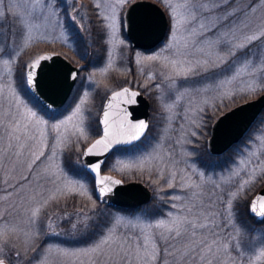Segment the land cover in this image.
<instances>
[{
  "label": "rangeland",
  "instance_id": "rangeland-1",
  "mask_svg": "<svg viewBox=\"0 0 264 264\" xmlns=\"http://www.w3.org/2000/svg\"><path fill=\"white\" fill-rule=\"evenodd\" d=\"M155 1L165 8L169 17L170 9L160 0ZM170 3L176 8L178 18L187 19V23L177 33L176 47L164 51L162 56L191 62L178 63L175 70L170 65L165 67L163 59H143L161 54L162 46L169 40V29L156 48H132L121 24L126 6L121 8L118 0H0V259L9 264H41L47 252L46 264H264V257L257 259L264 251V222L247 226L241 219L246 200L251 196L249 209L252 197L264 184V179H258L264 176V115H260L258 122L230 153L226 154L228 149L216 155L212 161L215 166L201 163L209 154L215 155L207 146L214 122L209 121L213 109L203 102L204 99L211 100L219 116L264 91L261 87L264 85V38L235 50L236 56H229L228 64L221 68L205 72L195 63L205 58L196 49L206 47L208 41L220 39L218 51L225 55L228 49L223 40L233 39L231 33L243 37L264 31V0H170ZM64 8L66 13H63ZM53 11L55 17L51 15ZM89 11L96 12L103 25L104 59L99 64L90 63L79 73L62 109L41 111L21 91L24 84L19 77L24 64L46 50L59 51L73 62L82 63L81 51L69 31L68 20L82 31L85 40L90 41L85 34L89 27ZM69 13L76 17L75 22L69 18ZM113 21L114 32L106 27ZM62 32L68 34L75 50L60 39ZM226 33L229 35L224 37L222 34ZM186 38L187 48L184 47ZM243 42L236 39V43ZM109 52L112 67L102 75ZM245 57L261 71L252 76L241 73L226 89L236 91L231 99L216 100L212 99L218 95L214 91H196L231 76L235 69L229 70V66L241 67ZM137 58L143 62L135 63ZM4 60L9 61L7 66ZM188 68L193 74H181V69ZM150 74L154 79H148ZM89 77L97 84L93 85ZM172 80H175L174 87H170ZM126 81L142 89L153 101L149 131L129 149L116 151L103 170L125 180L144 181L152 188L154 201L135 211L111 207L107 224L101 222L96 228L95 208L99 201L93 187L85 173L73 174L66 168L64 155L67 150L74 149L81 158L84 147L96 137L93 125L96 117L99 121L101 101L104 103L109 89ZM250 81L253 91L246 90ZM241 88L245 91H238ZM83 92L89 94L81 105L84 124H79L74 117L66 129L61 128L59 138L45 127L42 129L43 143H40L35 120L43 119L48 125L59 123L71 115ZM165 105H172L171 111ZM29 109L35 111L37 117L25 118ZM17 125L20 130L15 135L20 137L19 142L10 138ZM77 126L84 128L87 139L75 131ZM191 132L197 135L192 136ZM41 151L44 155L33 163V153ZM150 153L161 159L146 163L143 169L133 166L120 170L123 165H135L138 159ZM78 163L81 164L80 159ZM253 170L256 175L250 176ZM53 171L59 176L55 184V177L48 174ZM172 172H175V179L170 180L172 187H169L166 181ZM233 172H239V176ZM245 180L254 183L245 185L241 191L239 186ZM67 181L73 182L67 188L85 185L86 194L68 192L65 188L53 195L56 187H63ZM193 183L199 187L184 186ZM232 193L237 196H231ZM44 199L47 204L41 203ZM34 210L37 214L33 218ZM118 217L122 223L116 227L109 244L103 245L102 251L88 252L104 238ZM173 217L195 220L206 227L193 229L185 225L187 231H182L180 236L175 235L174 228L169 231L154 227L160 221L171 227ZM89 219L94 220L90 228ZM208 247L211 252L206 251ZM65 252L68 255L62 254ZM17 253H20L19 258Z\"/></svg>",
  "mask_w": 264,
  "mask_h": 264
},
{
  "label": "snow or ice",
  "instance_id": "snow-or-ice-1",
  "mask_svg": "<svg viewBox=\"0 0 264 264\" xmlns=\"http://www.w3.org/2000/svg\"><path fill=\"white\" fill-rule=\"evenodd\" d=\"M162 4H164L166 7L170 9L169 12V40L165 42V44L161 48V54L157 55H151L144 57L143 59L146 60H157V59H163L165 61V67H168L169 65L172 67V69L177 68V64H183V63H191L190 61L186 60H169L168 57L162 56V53L164 51L171 50L172 48L176 47V41H177V33L179 32L180 28L183 26V24L187 23V19H180L178 18L177 10L174 6L171 5L170 0H160ZM119 6L121 8L127 6L128 9V15L123 16L121 18V24L122 27L124 25V21L130 19V15L132 11H134L137 7L141 5H150V0H118ZM97 9H99V4L96 5ZM53 17H55L56 13L53 11L51 13ZM69 18L75 22L76 17L71 16L69 13ZM79 27V26H78ZM106 27L110 30H113L114 32V21L112 23H109L106 25ZM203 27V26H201ZM194 35V33H193ZM224 37H227L229 34H222ZM233 36V39H227L225 38L223 40L224 45L227 47L228 52L225 55H221L218 51V45L221 43L220 39L208 41L206 47H199L196 50L201 53L205 58L198 59L195 61L196 65L203 68L205 72H207L210 68L216 69L221 68L222 65L228 64V57L229 56H236V51L239 49H244L249 44H251L254 41H257L261 38H264V31H260L259 34H252V35H244L243 37H236L235 33H231ZM47 42V37H43ZM60 39L64 40L65 43H69V46L73 47V50H75L74 44H71L68 40V34L66 32H62ZM236 39H242L243 43H236ZM27 46V45H25ZM184 47H188V39H185ZM2 51V50H0ZM178 55H183V53H178ZM63 59V57H60ZM53 60L52 56H40L36 60L32 62H26L24 64L23 71L20 73V80L23 84L27 86V88L30 91H34L37 87V74L39 68L42 66V62L45 61H51ZM142 59L137 58L135 60V63L140 64L142 63ZM3 64L7 66L9 64L8 60H4ZM112 67V56L109 52L107 57V67H104L101 69V74L103 75L108 71L109 68ZM235 69L233 74L231 76H227L225 79L220 80L216 82L214 85H206L202 89H197V92L201 93H208V92H216L218 93L217 96L213 97L212 99L216 100H223L225 97L228 99H231L232 95L236 94V91H226L229 85H231L234 81L238 79V77L241 75V73H247L249 76L254 75L256 72L261 71L255 64H253L251 61L247 60V57L242 61L241 67H236L235 64H231L229 66V70ZM79 71H82V69H73V71L69 74V80L75 84V82L78 79L77 73ZM181 74L184 76H188L192 73V69H181ZM93 85H96L97 82L92 79L91 77L88 78ZM149 80L154 79V76L151 74L148 76ZM169 79H172L169 77ZM251 81L249 82V87L246 89L247 91H253L254 89L251 87ZM135 86V85H133ZM175 86V80H172V83L170 84V87ZM157 88H159V85H156ZM261 87H264V85H261ZM109 91H111L109 89ZM238 91H245V89L241 88ZM88 92H83L81 97H78V103L74 106V110L72 111L71 115H68L65 119L61 120L59 123H54L51 125H48V122L37 118L35 120V130L40 135V143H43L44 139V132L42 129L45 127H48L52 132L57 134L56 138H59V136L62 135L61 128L67 127V125L73 121V118L76 117L79 120V124H84V114L82 113L81 105H83L86 102V98L88 97ZM139 95L138 92L132 91L129 87H123L121 91H115L111 93L110 97H106L107 103L104 105V109L102 112V117L99 118V124L102 126V135L99 139H96L94 143L91 144V146H86V149L83 153L84 156H103L104 153L108 152L109 150H112L115 145H121V144H132L135 141H138L142 136H144L145 131L148 129L149 125L148 123L141 119L138 122H132L128 118V114L126 113V110L120 109V111L125 112V115L119 118V122L117 120L113 119V108L114 106H118L121 103H127L132 104L135 103V98ZM183 94H181L182 96ZM205 104H207L210 108L213 109V114L209 116V121H215V125L217 126L219 123H221L224 119L227 118L228 115H231L233 113H228L223 116H218L215 114V106L211 103L210 99H204L203 101ZM19 103V101H17ZM166 109L171 111L172 105H165ZM243 107V106H241ZM201 111H203L201 109ZM235 110H233L234 112ZM37 117V113L35 111H32L29 109L27 113L25 114V118L31 120V118ZM199 128L200 125H197ZM20 130V126L17 125V127L13 130V133L11 134V139H15L17 142L20 141V137L15 135V132ZM75 131L79 133L81 137H84V139H87L85 136V130L83 127L77 126L75 128ZM192 136H196V132H191ZM34 138V137H33ZM253 137L250 135L249 139H252ZM21 147L23 145H20ZM55 153L53 152V155ZM44 153L41 151L39 154L33 153V163L35 161L40 160V157L43 156ZM47 159V157H46ZM160 160V156H154L153 154H148L147 156L138 159L135 162V165L128 164L123 165V167L120 169L123 171L125 168H131L133 166H136L139 169H143L144 165L146 163H151L152 160ZM120 161H117V164H120ZM104 164L103 160H96L91 163H85L83 166L86 167L92 174H93V181L95 183V191L98 193V198L108 195L109 193L113 192L114 188L117 186H121L123 181L114 179L110 176L106 175H100L101 172V166ZM115 167V165H114ZM47 171V170H46ZM49 175L55 177L53 180V183L55 184V180L59 179V176L53 171L49 172ZM233 175L239 176V172H233ZM250 176H255V170L253 172L249 173ZM175 179V172H172L170 174V178L166 183H168L169 187H172V184L170 180ZM258 179H264V176L258 177ZM72 181H67L63 187L57 186L55 189V194H59L64 191L65 188H67L68 184H72ZM153 183H156V181H153ZM254 183L253 180H245L240 184V190L242 191L245 187V185H251ZM185 187H192V188H198L199 185L196 184H186ZM250 190V189H249ZM68 192L78 193L79 195H85L86 194V188L85 185L79 184L77 186H74L72 188H67ZM195 195V193H194ZM231 196L235 197L237 196V193H232ZM176 199H179V197H176ZM47 199H44L41 201L42 204H47ZM249 211H251L253 214H256L258 216L264 217V194L258 195L255 197L254 200L250 202L249 205ZM37 212L34 210L32 212V217L34 218L36 216ZM171 215V214H169ZM122 223V220L118 217L116 218L114 224L109 228L108 232L104 234V238L100 240V242L92 249H89L88 252H96V251H102L103 245L109 244V242L113 238V233L115 232V229L118 225ZM185 225H189L191 228L195 229L197 227L204 228L206 227L205 224H197L195 220H188L187 218H181V217H173L171 221V227H169L168 223L165 221H160L158 224H156L154 227L158 228H168L169 231H172L173 228L175 229V235L180 236L183 232H186L187 229L184 227ZM52 224L51 221L48 223V227L51 228ZM136 227H139V225H135ZM73 228L76 227L75 224L72 225ZM149 227H152V225H149ZM226 249V246H225ZM50 251V250H49ZM207 252H211V247H208L206 249ZM88 252H85V255L88 254ZM47 252L45 253V257L43 260H41V264H46L47 262ZM63 255H68V253H62ZM17 258L20 257V253L16 254ZM260 257H264V251H261L260 256L257 257L259 259ZM154 258V257H153ZM201 259H204L203 256L200 257ZM0 264H5L4 259H0ZM31 264V262H30Z\"/></svg>",
  "mask_w": 264,
  "mask_h": 264
},
{
  "label": "water",
  "instance_id": "water-1",
  "mask_svg": "<svg viewBox=\"0 0 264 264\" xmlns=\"http://www.w3.org/2000/svg\"><path fill=\"white\" fill-rule=\"evenodd\" d=\"M127 15L128 9L126 6L123 16ZM123 26L125 35L132 48L152 50L159 46L166 37L169 29V17L167 11L160 3L155 0H150V5H141L132 11L130 19L125 20ZM40 56H52L53 60L42 62V66L39 68L37 74V87L34 91L28 90L45 109L50 112H56L62 109L67 103L77 82L76 81L75 84H73L68 78L69 74L74 68L83 70L85 63H74L64 54L53 50L43 51L32 61ZM60 57H63V59ZM80 72L81 71L77 73V76H79ZM123 87H129L132 91L138 92L139 95L135 98V103H121L118 106H114L113 119L119 122V118L125 115V112L120 111V109H124L128 114V118L132 122H138L143 119L150 127L151 101L141 89L132 86L131 84H124L111 90L106 97H110L112 92L121 91ZM106 103L107 100L105 98L99 118L102 117V112ZM233 110L235 111L233 112ZM263 110L264 91L257 97L240 102L220 114L219 116L233 113L228 115L227 118L217 126H214L215 121L213 122L210 136L207 140L209 151L215 155H220L230 149L234 144L238 143L250 130L254 122L262 114ZM99 126L101 133L86 146H91L96 139L101 137L102 126L100 124ZM149 127L145 131L144 136L138 141H135L132 144L115 145L112 150L104 153L103 156H84L83 153L86 149L85 146L81 155L82 166L85 163H91L96 160H103L105 164L116 148L129 147L141 141L148 133ZM104 164L101 166L100 175H106L114 179L122 180L123 183L121 186L115 187L113 192L100 198H98V193L95 191L96 198L100 203L113 208L139 210L152 201L154 195L153 190L147 183L138 179L125 180L116 174L106 172L103 170ZM83 168L93 177V174L86 167L83 166ZM262 194H264V184L254 194L251 201L254 200L256 196ZM250 213L259 220L264 219V217L253 214L251 211ZM4 261L5 264H9L6 260Z\"/></svg>",
  "mask_w": 264,
  "mask_h": 264
},
{
  "label": "trees",
  "instance_id": "trees-1",
  "mask_svg": "<svg viewBox=\"0 0 264 264\" xmlns=\"http://www.w3.org/2000/svg\"><path fill=\"white\" fill-rule=\"evenodd\" d=\"M90 10H92V9H90ZM63 13H66V8H64ZM87 15L89 17V23H88L89 27L87 28L85 34H87V36L89 37L90 41L85 40L84 37H83L84 34L82 33V31L80 29H78L76 27V25H74L71 21L68 20V22H69V24H68L69 31L71 32L72 37L76 41L77 47H79V49L81 51V57L79 59H80V62L85 63V68L88 67L90 63H94V64L101 63L103 61V59H104L105 54H106V46H105V43L103 41L104 29H103L102 22H101L100 19L97 18L96 12L89 11V14L87 13ZM66 21H67V18H66ZM57 52H59V51H57ZM127 83H128V81H126V83H123V84H127ZM123 84L119 83L116 86L118 87V86H121ZM131 85H133V83ZM137 88H139V87H137ZM20 89H21V87H20ZM22 90L25 92L26 97H28L35 106L39 107V109L41 111H47L40 104V102L29 92V90H28V88H27V86L25 84H24V87H22L21 91ZM101 102L103 104V101H101ZM152 103H153V101L151 102V104ZM262 115H264V113H262ZM261 116H259V118L254 122L252 127L258 122V120L260 119ZM93 128H94V130L96 132V136L98 134H100L101 130H100L99 121H98L97 117L94 120ZM234 145L236 146L237 143L234 144ZM234 145L226 152V154H228V152L230 153L232 151V148L235 147ZM129 148L130 147H119V148H116L114 150V152L110 155L109 158H111V156H113V154L116 151L127 150ZM216 158H217L216 155H210L209 154L208 158L206 160H203V159L201 160V163L203 165H208V167L209 166H215V164H213L212 161L215 160ZM79 159L81 160L79 152L78 153L74 152V149L67 150V152H65V155H64V165L73 174H79L81 172L85 173L87 178L89 179V181L91 183V186L93 187V190H94V181H93L92 175L88 171H86L81 166L80 163H78ZM211 164H213V165H211ZM216 166L218 167L217 164H216ZM94 192H95V190H94ZM250 198H251V196H249L248 199L245 202L244 209H242V212H244V214L242 213L243 215H242L241 219H243L244 224L247 225V226L253 225V223L254 224H256V223L257 224H261L264 221L257 219L255 216H253L249 212L248 204H249ZM153 201H154V198L152 199L151 203ZM145 206H147V205H145ZM142 208H144V206ZM117 209L125 210V209H122V208H117ZM81 210H84V209L82 208ZM110 210H112L111 207L106 206V205H104V204H102L100 202L98 203V206L95 208V213H96V215H98V217H95V219H94L97 222V224H95L96 228H98V225L101 224V222L103 224H107L108 211H110ZM125 211H129V210H125ZM94 220L93 221H91L90 219L88 220L90 222V224L88 225L89 228L93 224ZM88 227H87V232H89ZM93 228L95 229V227H93Z\"/></svg>",
  "mask_w": 264,
  "mask_h": 264
}]
</instances>
